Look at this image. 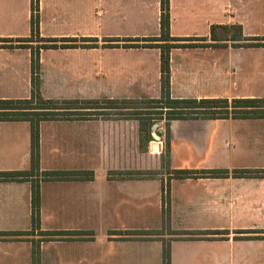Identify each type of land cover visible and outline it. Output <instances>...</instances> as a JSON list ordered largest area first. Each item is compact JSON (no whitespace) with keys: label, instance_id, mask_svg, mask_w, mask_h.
Masks as SVG:
<instances>
[{"label":"crops","instance_id":"1","mask_svg":"<svg viewBox=\"0 0 264 264\" xmlns=\"http://www.w3.org/2000/svg\"><path fill=\"white\" fill-rule=\"evenodd\" d=\"M31 5L0 0V100L32 94L28 47L37 43L17 41L31 36ZM169 8L171 37L216 45L171 50L172 98L264 99V0H169ZM39 16L42 38L96 45L41 50L43 99L161 98V51L145 46L160 36L161 0H39ZM223 26H241L248 46L213 42L212 28ZM138 126L103 116L42 122L39 171L0 181V233L9 234L0 236V264H165L168 241L170 264H264V234L256 233L264 231V178L239 173L264 170V119L170 121L167 168L161 150L140 149ZM30 171L31 124L0 121V172ZM151 208L177 227L168 241L159 225L150 228Z\"/></svg>","mask_w":264,"mask_h":264},{"label":"trees","instance_id":"2","mask_svg":"<svg viewBox=\"0 0 264 264\" xmlns=\"http://www.w3.org/2000/svg\"><path fill=\"white\" fill-rule=\"evenodd\" d=\"M31 36L18 39V42H34L37 47L32 49V94L29 99L22 100H0V121H27L31 124V171L30 172H0V181H25L33 177L39 171L40 163V124L45 121H66V120H89L97 117L100 109H117L120 105L129 111L126 115L143 116L140 123L141 134L146 133L147 141L141 148L147 151L152 146L155 152L161 150L163 167H169L170 163V133L169 122L172 120H196V119H264V99H174L171 97V50L175 48L210 47L216 45L180 44L181 42H192L204 39H183L173 38L170 35V8L169 0H161V33L158 38L146 39L150 44L146 47L158 48L161 51V98L156 100H46L40 94V52L44 49L59 48H91L95 44H77L76 39H53L40 36L39 0H32L31 5ZM221 29L226 33L232 30L231 36L221 37L217 31ZM11 39H2L8 42ZM213 42L232 41L235 46H248L242 42L245 40L241 26L213 27L211 30ZM94 39H82L81 42H91ZM106 42L118 41L117 39H106ZM138 41V40H129ZM157 42L158 44H154ZM29 46V45H22ZM112 47L113 45H108ZM138 45H130V47ZM12 46H8V48ZM102 103L111 104L109 107H102ZM150 111L146 113V110ZM134 110V111H133ZM140 110V111H137ZM104 115V114H103ZM111 115V114H105ZM148 116V117H145ZM164 121L166 127V140L162 143L153 141L151 130L158 121ZM152 140V141H151ZM197 171H176L174 177L188 178L197 175ZM242 176H255L264 178V170L240 171ZM212 176L220 174L210 173ZM44 180H57L68 178L61 173H44ZM166 216L169 215V208L165 209ZM40 222V181L32 184V224L33 232L39 228ZM242 233V232H241ZM246 233V232H243ZM256 233H263L256 232ZM45 234V233H44ZM200 235L202 233H176V235ZM215 234V233H205ZM8 233H0V236H7ZM22 235V234H20ZM46 235H61L51 233ZM170 242H165L163 248V259L165 264H170Z\"/></svg>","mask_w":264,"mask_h":264},{"label":"rangeland","instance_id":"3","mask_svg":"<svg viewBox=\"0 0 264 264\" xmlns=\"http://www.w3.org/2000/svg\"><path fill=\"white\" fill-rule=\"evenodd\" d=\"M233 34V31L232 30H228L227 33H224V35H228V36H231ZM35 46L38 45V44H34ZM35 46H33L34 48H36ZM111 104H108V103H102V107H109ZM120 107H123V105H120ZM117 108V109H100V112L97 117H114V118H118V119H133V120H136L138 122V139L140 141V149L145 145V143H143V141H147V137H146V133L144 134H141L140 132V123H141V120L139 119H142L143 116L141 115H126L127 113H129V111L127 109H124V108ZM134 111V110H133ZM137 111H140V110H137ZM141 111H145L146 113L150 112V111H153V110H150V109H146V110H141ZM104 114V115H103ZM105 114H111V115H105ZM145 117H148V116H145ZM156 123H159V127H157L155 130H151V134L152 132L154 131L156 133L157 136L160 137V140H156L153 138V141H158L159 143L163 142L166 140V134H167V131H166V127H165V122L162 120V121H158ZM155 123V124H156ZM153 137V136H152ZM152 141V140H151ZM143 151V149H141ZM155 211L153 208H151V221H150V228H155L154 226H157L159 225V227L157 228L159 230V232L161 233V235H164V237L166 238V240L168 241L169 238L175 234L173 233V230H175L177 227L176 226H171L170 223L168 222V220L165 218L164 222H161L158 218V214H157V218H155ZM156 233L154 232H151V235H155Z\"/></svg>","mask_w":264,"mask_h":264},{"label":"water","instance_id":"4","mask_svg":"<svg viewBox=\"0 0 264 264\" xmlns=\"http://www.w3.org/2000/svg\"><path fill=\"white\" fill-rule=\"evenodd\" d=\"M159 125H160L159 123H156V124L152 127V129L155 130L157 127H159ZM152 136H153L154 139H156V140H160V137L157 136L156 133H155L154 131L152 132Z\"/></svg>","mask_w":264,"mask_h":264}]
</instances>
